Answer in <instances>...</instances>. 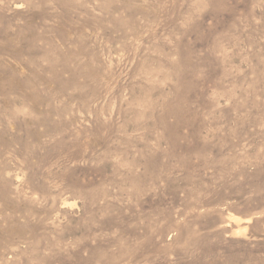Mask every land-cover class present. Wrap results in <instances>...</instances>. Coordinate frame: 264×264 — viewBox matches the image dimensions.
<instances>
[{
    "label": "rangeland",
    "instance_id": "1",
    "mask_svg": "<svg viewBox=\"0 0 264 264\" xmlns=\"http://www.w3.org/2000/svg\"><path fill=\"white\" fill-rule=\"evenodd\" d=\"M0 264H264V0H0Z\"/></svg>",
    "mask_w": 264,
    "mask_h": 264
},
{
    "label": "bare ground",
    "instance_id": "2",
    "mask_svg": "<svg viewBox=\"0 0 264 264\" xmlns=\"http://www.w3.org/2000/svg\"><path fill=\"white\" fill-rule=\"evenodd\" d=\"M72 78H73V77H72ZM142 104H143V103H142ZM163 115H164L163 118L161 117V118H162V121L164 122V124H167V112L164 113ZM160 120H161V119H160ZM153 157H154V156H153ZM155 157H156V156H155ZM143 158H144V157H143ZM151 158H152V156H151ZM151 158L149 157L148 160L151 161ZM140 159H141V158H140ZM140 159H139V160H140ZM144 159H146V158H144ZM144 159H143V161H145ZM159 159H160V158H159ZM139 160H138V161H139ZM155 160H156V159H155ZM153 161H154V160H153ZM145 162H146V161H145ZM156 162H157V161H156ZM147 163H148V162H147ZM158 163H159V162H158ZM143 164H146V163H143ZM159 164H160V163H159ZM162 164H164V163H162ZM162 164H161V165H162ZM136 165L139 166L137 163H136ZM148 165H149V164H147V166H148ZM166 165H167V164H166ZM144 166H145V165H144ZM147 166H145V167H147ZM134 167H135V165H134ZM139 167H140V166H139ZM145 167H143V168L145 169ZM149 167H150V166H149ZM149 167H148V168H149ZM151 167H152V166H151ZM154 167H155V165H154ZM156 167H158V166H156ZM162 167L164 168L165 166L162 165ZM135 168H136V167H135ZM152 168H153V167H152ZM149 170H150L149 173H151V171H153V170L155 171V169L151 170L150 168H149ZM157 170H159V168H158ZM164 171H165V168H164ZM147 172H148V170H147ZM160 172H161V171H160ZM155 173H157V172H155ZM133 174H134V173H133ZM152 174H153V173H152ZM73 175H75L74 172H73ZM142 175H143V174H142ZM142 175H141V176H142ZM144 175H145V174H144ZM144 175H143V176H144ZM159 175H160V174H159ZM136 176H137V175H136ZM147 176H148V175H147ZM153 177H154V176H153ZM155 177H156V176H155ZM155 177H154V178H155ZM157 177H158V176H157ZM133 178H134V177H133ZM135 180H136V179H135ZM139 180H140V178H139ZM149 180H150V179H149ZM156 180H157V179H156ZM126 181H127V180H126ZM137 181H138V180H137ZM145 182H146V181H145ZM154 182L156 183L155 180H153V183H154ZM126 183H127V182H126ZM133 183H134V182H133ZM139 183H140V182H139ZM139 183H138V182L136 183V184H138V188H139V186L142 184V183H140V185H139ZM147 183H148V181H147ZM70 184H71V183H70ZM72 184H73V183H72ZM74 187H75V185H74ZM74 187H73V188H74ZM139 190H140V188H139ZM166 216H167V215H166ZM164 219L166 220L165 217H164ZM247 221L250 222V219L247 220ZM165 227H166V226H165ZM149 229H150V228H149ZM149 229H148V230H149ZM161 229H162V228H161ZM165 229H166V228H165ZM165 229H164L163 231H165ZM150 230H151V229H150ZM159 231L161 232V230H159ZM155 232H157L156 234H158V231H154V233H155ZM150 233H153V232L150 231ZM158 235H160V234H158Z\"/></svg>",
    "mask_w": 264,
    "mask_h": 264
}]
</instances>
